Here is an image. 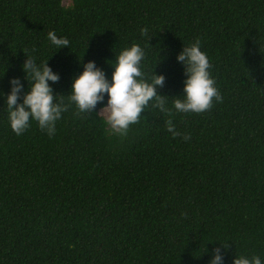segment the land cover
<instances>
[{"label": "trees", "instance_id": "16d2710c", "mask_svg": "<svg viewBox=\"0 0 264 264\" xmlns=\"http://www.w3.org/2000/svg\"><path fill=\"white\" fill-rule=\"evenodd\" d=\"M197 39L221 96L201 113L150 101L120 136L69 105L52 136L34 121L17 136L0 99V264H207L219 243L224 264L264 259V0H0V92L11 77L26 87L24 55L49 57L67 102L80 57L110 79L135 43L171 108L175 56Z\"/></svg>", "mask_w": 264, "mask_h": 264}, {"label": "clouds", "instance_id": "9594fccd", "mask_svg": "<svg viewBox=\"0 0 264 264\" xmlns=\"http://www.w3.org/2000/svg\"><path fill=\"white\" fill-rule=\"evenodd\" d=\"M145 32L146 29H141L142 35ZM47 39L56 51L68 48L69 40L58 37L52 31L47 33ZM144 57L145 51L139 44L122 49L114 64L107 63L112 68L110 79L95 61L81 63L80 57L77 63L82 70L71 78L65 102L64 95L53 93L51 84L58 81L59 75L48 66L49 57L37 63L33 56L24 55L21 70L26 87L19 77H11L7 94L0 92L10 130L19 136L34 121L41 131L52 136L62 113L73 105L78 113L94 112L101 116L111 134L124 136L150 101L163 113L172 110L201 113L211 107L213 100L220 101V93L209 73V58L201 50L198 39L183 46L175 56L182 67L184 79L181 94L170 98L171 108L165 99L169 97L157 93V89L164 84V75L154 74L152 70L151 78L144 79L141 70ZM97 105H100L98 110ZM166 129L173 136L180 135L171 120L167 121ZM184 138L187 139V136ZM226 249V244L219 243L210 251L204 248L202 253L208 256L207 264H224ZM231 264H264V259L259 255L249 257L234 253Z\"/></svg>", "mask_w": 264, "mask_h": 264}]
</instances>
